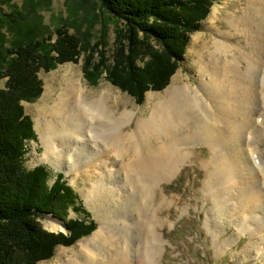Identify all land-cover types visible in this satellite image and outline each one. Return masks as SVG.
<instances>
[{
    "label": "bare ground",
    "instance_id": "1",
    "mask_svg": "<svg viewBox=\"0 0 264 264\" xmlns=\"http://www.w3.org/2000/svg\"><path fill=\"white\" fill-rule=\"evenodd\" d=\"M240 3L224 14L212 10L208 26L219 38L195 52L197 85L175 76L163 97H148L149 115L137 118L132 132L124 131L131 112L89 101L73 84L37 109L41 161L81 177L82 196L98 220L90 238L60 250L51 264H161L163 221L156 211L148 217L142 197L177 176L194 143L210 156L202 189L210 233L218 237L233 226L237 233L225 247L248 234L238 260L252 256L264 264V162L252 143L264 137V0ZM48 220L50 231L64 230Z\"/></svg>",
    "mask_w": 264,
    "mask_h": 264
},
{
    "label": "trees",
    "instance_id": "2",
    "mask_svg": "<svg viewBox=\"0 0 264 264\" xmlns=\"http://www.w3.org/2000/svg\"><path fill=\"white\" fill-rule=\"evenodd\" d=\"M22 1L29 4L32 16H25L12 0H0V79L6 80L0 89V264L47 261L56 247L71 246L96 229L92 221L67 220L69 209H82L60 174L52 180L44 166L31 170L23 166L26 143L35 140V132L21 103L39 97V72L75 63L87 52L83 72L89 83L96 84L105 73L113 86L141 103L147 91L167 87L183 60L190 34L199 29L213 2L96 0L94 16L105 23L101 38L86 46L85 37L70 33L64 23L43 34L36 14L43 0ZM111 23L115 49L107 56L99 47ZM40 214L62 220L69 233L46 232Z\"/></svg>",
    "mask_w": 264,
    "mask_h": 264
},
{
    "label": "rangeland",
    "instance_id": "3",
    "mask_svg": "<svg viewBox=\"0 0 264 264\" xmlns=\"http://www.w3.org/2000/svg\"><path fill=\"white\" fill-rule=\"evenodd\" d=\"M12 3L17 5L25 16L29 14L32 16V9L29 4L24 5L22 0H12ZM242 4L240 0H213L209 14L201 22L199 29L190 34L183 60L170 78L167 87L161 91H147L141 103H137L134 97L113 86L107 80L105 73L98 79L96 84L89 83L83 72L87 52L82 53L75 63L67 62L58 65L50 72H39L38 77L41 82L39 97L32 103H21L25 114L31 118L35 132V140L26 143L23 166L27 170L44 166L50 172L52 180L56 178L57 174L63 177L67 185L76 193L78 197L77 204L82 209L81 212L69 209L67 220L79 219L86 223L92 221L96 225V229L98 228V220L95 217L93 207L82 196L81 189L84 186L81 177L72 174L68 176L64 171H56L50 164L41 161L43 147L39 134L35 129V120L40 117L37 109L41 105L43 106L44 102L53 105L59 97L63 96V90L73 84L77 94H80L81 90L87 92L85 95L89 101L102 99L108 108L119 110L117 113L131 112L133 115L130 124L124 127V131L132 132L137 118L149 115V111L147 109L145 111L148 97L153 95L163 97L165 92L172 89L175 76L182 78L184 80L182 83L197 85L195 79L197 69L195 52L202 49L204 42L207 40L212 41L219 38L218 34L211 31L208 26L212 10L218 8L220 14H224L240 9ZM37 8L36 14L41 17L43 34L64 23L70 29V33H77L79 36L85 37L86 46L88 44L95 45L94 43L101 38L102 23L105 22H99L100 20L94 16L96 12L98 13L96 0H43ZM218 25L225 26L223 19L218 21ZM113 38L114 28L111 23L107 39H102V46L99 47V50L107 51V56L115 49ZM193 39L196 40L192 45ZM5 81V79H0V89L4 88ZM106 90L109 91V94ZM252 143L259 151L257 155L258 162H264V137L257 140L254 136ZM187 151H190V154L177 176L171 182L161 184L154 195L148 197L145 193V197H142V208L145 209L144 212L148 214V217H153V213L156 211V215L163 221L162 226L159 228L160 237L164 240L161 264H262L260 259L252 256H249L251 258L244 257L243 262H240L237 258V254L249 243L248 234L241 235L238 240L232 237L234 242L225 247L227 243L225 240L233 236V233H237L233 226L222 230L218 237H213L210 233V228L205 223L206 214L209 213V204L203 198L202 192L203 182L206 178L205 166L210 160L209 151L205 146L197 143L191 144ZM253 165L257 166L255 163ZM40 216L41 226L46 232L55 233L47 227V224H49L48 216H52L64 227L63 231L55 234L69 233L65 223L52 214H40ZM94 231L81 237L71 246L56 247L51 259L38 264H51L55 261V255L60 250L74 248L79 242L90 238Z\"/></svg>",
    "mask_w": 264,
    "mask_h": 264
}]
</instances>
